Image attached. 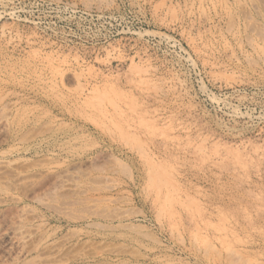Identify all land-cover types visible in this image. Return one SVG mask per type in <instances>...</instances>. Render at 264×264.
<instances>
[{
  "label": "rangeland",
  "instance_id": "374dc122",
  "mask_svg": "<svg viewBox=\"0 0 264 264\" xmlns=\"http://www.w3.org/2000/svg\"><path fill=\"white\" fill-rule=\"evenodd\" d=\"M0 264H264V0H0Z\"/></svg>",
  "mask_w": 264,
  "mask_h": 264
}]
</instances>
